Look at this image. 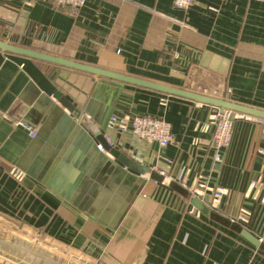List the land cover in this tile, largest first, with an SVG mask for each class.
Instances as JSON below:
<instances>
[{"label":"crops","instance_id":"0c3cea01","mask_svg":"<svg viewBox=\"0 0 264 264\" xmlns=\"http://www.w3.org/2000/svg\"><path fill=\"white\" fill-rule=\"evenodd\" d=\"M0 39L264 109V0H193L185 10L173 0H85L76 15L55 0H0ZM57 93L128 162L101 151ZM215 111L0 51V226L82 264H264V244L243 235L264 228V204L245 194L264 165L254 153L247 166L248 149L264 143L247 132L245 153L214 162ZM114 115L163 118L174 140L160 148L111 126ZM156 168L189 171L204 187L184 198L154 182ZM218 184L226 192L216 211L208 198ZM0 264L25 263L0 252Z\"/></svg>","mask_w":264,"mask_h":264},{"label":"built area","instance_id":"2783aa9c","mask_svg":"<svg viewBox=\"0 0 264 264\" xmlns=\"http://www.w3.org/2000/svg\"><path fill=\"white\" fill-rule=\"evenodd\" d=\"M60 6H64L68 9L69 14L76 15L78 10L84 5L85 0H55ZM193 0H173V5L176 8L185 10L191 4ZM14 125L22 126L31 138H34L38 131L34 126L28 125L24 122H13ZM111 126L118 127L119 130H127L134 134L140 139L147 140L149 142H156L160 148H165L171 144L174 140V136L171 131V125L168 121L163 118H155L144 115H132L130 118L112 116L110 120ZM213 134L211 138V148L213 151V161L216 163H223L227 153L231 154L234 158L237 157L238 153L241 155L245 153L248 148V140L243 141V135L248 132L250 135L253 133L256 138L264 143V119L258 117H252L244 114L234 112L232 110L216 108L215 113L212 116ZM242 135V137H237ZM234 135L236 138L241 139L239 145H235ZM106 142L113 146L116 144V140H111L105 137ZM97 147L103 151L104 148L101 144ZM255 141L250 144L247 156V166L252 155L257 153L258 155L264 156V147H258L255 150ZM157 173L163 178L160 182L154 179V182L159 185L167 186L169 182L175 181L185 188L188 193L199 195V186L203 181L195 180L190 177V172L186 171L184 176L175 178L169 175L165 170L155 169ZM17 178L21 175L15 169L11 170ZM189 176V177H188ZM22 177V176H21ZM20 177V178H21ZM198 188V189H197ZM226 192L223 184H218L213 190V195L209 196L208 203L212 210L218 211L223 204L224 194ZM246 197L264 204V165L261 167L258 174L249 178L246 188ZM241 221H246L245 218ZM233 222V219L230 220ZM257 240L259 243L264 244V228L258 233Z\"/></svg>","mask_w":264,"mask_h":264},{"label":"water","instance_id":"95a60500","mask_svg":"<svg viewBox=\"0 0 264 264\" xmlns=\"http://www.w3.org/2000/svg\"><path fill=\"white\" fill-rule=\"evenodd\" d=\"M0 51L52 63L63 68L86 72L96 76L97 78L110 79L118 82L141 86L146 89L155 90L164 94L181 97L197 103L212 106L220 110L228 109L240 114L264 119V109L258 107L248 106L229 99L208 96L191 90L175 88L162 83L136 78L91 64L40 52L32 48L11 43L4 39H0ZM55 98L57 99L58 103L64 106L68 112H77V114L80 115L78 122L91 134L95 135V138L101 142L104 150L108 151L118 161L128 162V158L120 151L109 145L106 142L103 133L98 131L97 128H95V126H93L87 119V117L82 115L80 110L77 109L68 99H66L60 93H57ZM156 175L157 176L151 175V177H154L153 179L160 182L163 178L158 174ZM167 186L183 197H187L189 194L185 188L175 181L169 182ZM210 214L215 215L212 212ZM231 225L240 230V227L236 224ZM243 235L246 236V238H248L252 243L256 245L260 244L259 241L250 236V234L243 232ZM0 252H3L7 256H10L25 264H82L56 249L49 248L46 245H41L36 241H32L29 237L17 234L2 226H0Z\"/></svg>","mask_w":264,"mask_h":264},{"label":"rangeland","instance_id":"374dc122","mask_svg":"<svg viewBox=\"0 0 264 264\" xmlns=\"http://www.w3.org/2000/svg\"><path fill=\"white\" fill-rule=\"evenodd\" d=\"M211 108H214V107H212V106H210ZM214 111V109H212V112ZM184 198H188V196L187 197H184ZM190 200H192V202H193V204H195L197 201H198V198L197 197H191V199ZM206 210V209H205ZM217 216H219V214L217 213ZM219 217H221V216H219ZM44 243V242H43ZM72 258V257H71ZM72 259H74L75 261H76V259L75 258H72Z\"/></svg>","mask_w":264,"mask_h":264},{"label":"trees","instance_id":"16d2710c","mask_svg":"<svg viewBox=\"0 0 264 264\" xmlns=\"http://www.w3.org/2000/svg\"><path fill=\"white\" fill-rule=\"evenodd\" d=\"M40 62L43 64V66H46L48 69L50 68V66L55 65V64H52V63L44 62V61H40ZM55 66H58V65H55Z\"/></svg>","mask_w":264,"mask_h":264}]
</instances>
